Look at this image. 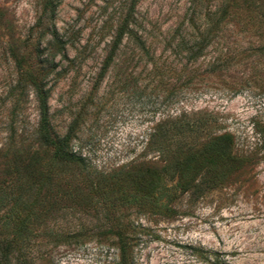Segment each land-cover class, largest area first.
I'll return each instance as SVG.
<instances>
[{
	"label": "rangeland",
	"instance_id": "obj_1",
	"mask_svg": "<svg viewBox=\"0 0 264 264\" xmlns=\"http://www.w3.org/2000/svg\"><path fill=\"white\" fill-rule=\"evenodd\" d=\"M125 21L143 47L103 68ZM39 88L87 171L37 143ZM170 119L201 127L171 178L148 148ZM7 244L12 263L264 264V0H0Z\"/></svg>",
	"mask_w": 264,
	"mask_h": 264
},
{
	"label": "trees",
	"instance_id": "obj_2",
	"mask_svg": "<svg viewBox=\"0 0 264 264\" xmlns=\"http://www.w3.org/2000/svg\"><path fill=\"white\" fill-rule=\"evenodd\" d=\"M132 33L133 32L129 29L127 21L121 23L114 33L103 68H106L111 63L114 54L118 51L124 38L130 37L137 46L140 48L143 47L142 40H140L139 37L134 36ZM48 94L49 91L43 88H39L37 91V107L39 113V121L35 130V139L37 143L40 144V146L51 148L53 150V160L57 163H68L75 165L82 171H87L88 168L83 164L81 158L71 152L70 130L62 137L53 131L48 117ZM200 132L201 127L199 126L198 122L189 124V121L181 119L165 120L159 122L153 128V132L150 134V139L148 141V148L156 150L160 155L159 158H161L163 161V164L157 168L160 174L169 176L170 178L172 175H176V173L181 174L180 170L185 168L187 163L191 162V157L187 156L188 151H182L181 149H185L187 147L185 142L188 137L197 138ZM172 144L176 146L175 153H180L178 158L171 157L172 148L170 146H172ZM34 161L35 158L31 156L29 158V162L24 166V169L26 170L25 174L29 176V179H32L34 176L33 172H36L37 170L35 163H33ZM45 170H47V168H45ZM147 170L148 169H145V171ZM85 175L87 180H89L91 177L95 178L97 182L105 180V177L103 176L98 177L97 175ZM46 177H49V175L44 174V179ZM41 186H43V184H41ZM14 217L16 218L17 216ZM122 239L123 238L120 240V252L123 257L122 259H124V252L126 251L127 243L122 241ZM9 245L10 244H7L4 247H1L0 264H25V262L22 261L23 259H16L14 263L11 262L8 249Z\"/></svg>",
	"mask_w": 264,
	"mask_h": 264
}]
</instances>
